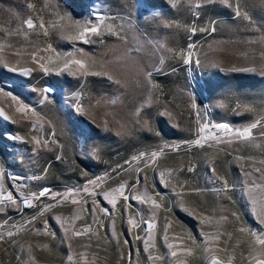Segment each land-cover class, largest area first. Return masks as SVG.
I'll use <instances>...</instances> for the list:
<instances>
[{
    "label": "rangeland",
    "instance_id": "rangeland-1",
    "mask_svg": "<svg viewBox=\"0 0 264 264\" xmlns=\"http://www.w3.org/2000/svg\"><path fill=\"white\" fill-rule=\"evenodd\" d=\"M229 2L235 8L236 0ZM240 2L242 11L248 12L256 22L255 27H247L248 21L234 17L232 9L218 2L210 5L201 4L197 9L195 5L198 0H193L192 4L187 3V0H179L175 6L172 0H0V45H3L0 49V61L6 60L10 66H14L17 60L21 59L15 54L17 51L27 58V52L33 47L44 49L51 44L58 53L73 52V42L64 39L62 34L66 35L69 32L75 34L74 22L88 19L91 10L105 17L109 25L113 23L111 17L117 14L125 17V20H130L131 27L121 19H116L115 24H125L127 46L139 47L140 54L134 56L130 62L119 60L123 46L112 36L105 35L103 44H83L77 41L75 47L83 48L97 61V66L90 71H101L99 65L104 63L115 78L131 83L141 81V73L145 65L148 67L155 65L158 69H162L152 77L151 83L155 88H131L125 95H120L115 105H110L107 101L119 94L109 86L104 77L89 75L77 78L65 74L42 79L41 74L36 73L34 80L36 86L43 87L48 82L56 84L55 94L50 97L53 103L39 105L37 103L39 97L33 94L30 107L35 108V114L29 113L24 123L12 124L0 118V202L12 192L13 199L19 205L23 196L38 193L45 186L55 193H66V190H73L74 185L82 187L87 183L88 178L97 177L102 179L100 187L90 188L89 191H111L122 181H127L131 186L138 175L146 176L147 180L137 185L136 194L150 196L158 202L157 191L169 197L164 201V207L156 210L151 237L146 234L145 225L139 229L133 228L128 245L123 244V240L128 238V233L125 231L128 225L121 219L123 201L119 193L114 194L117 198V205L113 210L114 225L101 215L100 219L104 220V227L92 224V217L86 210L78 211L83 206L79 194L75 197L69 196L67 202L56 204L51 212L45 213L35 224H28L27 221L35 216L43 205L55 204L50 197L41 198L39 202L33 201L35 207L24 205L20 210L12 207L10 202L4 203L0 207V235L4 237V240L0 241V264H30V262L31 264H129V251L132 252L133 264H161L159 261H149L147 259L149 253L144 249L148 246L146 241L151 239L153 246L151 254H165L162 245L166 218L171 222L168 235L174 238L170 242L180 246L186 243L188 236L191 235L196 237L197 245L204 243L200 235L199 222L188 213L177 209L178 197L170 188L162 187L164 181L160 180V172H165L168 179L169 170H174L171 173L174 179L171 180L170 187L188 182L209 189L204 194L185 193V207L198 214L203 212L205 215L215 216L214 224L219 220V215H229L235 210L226 199L220 200L211 191L212 185L207 183L206 175L213 165L206 163L204 156L207 153L208 156L216 157L214 166L218 175L225 176L233 182L242 180L241 168L247 167L248 163H251L253 168L264 167L259 163L264 160V137H260L259 130H253V138L248 142L227 144V140L233 138L225 137L224 143L212 148L207 145L204 148L183 145L185 141L194 138L193 134L198 123L197 111L204 114L207 108L205 120H211L213 123L227 122L234 127L246 126L254 119L260 118V115L254 113L246 112L237 116L228 109L214 107L218 100L230 93H234L244 104L253 107L257 113L264 105V75L259 71H226L234 67H258L264 63V58L261 57V52H264V28L259 27L264 24V0H240ZM28 4H32L33 8L29 9ZM29 17H32L37 25L43 22L48 29V36L43 35L44 29L37 28L41 33L40 39L37 40L33 30L28 29L24 23ZM209 20L217 21L216 31L214 33L197 31L192 37V42L197 45L193 59L199 58L204 61L207 58L218 63L220 67L185 65L178 58H172L166 49H172L174 52L186 51L190 35L186 29L193 25L198 29L208 27ZM165 22H174L178 27L165 28ZM148 41L153 43L149 44ZM159 45H163V49ZM37 55L43 56L45 61L49 55L54 57L52 52L41 51ZM160 59L164 60L162 65L159 63ZM177 64L182 67L183 74L180 72L170 74L168 78L171 77L172 93L167 95L156 79L170 72ZM27 66L32 65L29 63ZM81 85H83L82 91ZM189 90L194 93L196 108L190 107L192 101L189 100ZM73 93H78L82 97L87 115L71 114L68 105L72 102ZM100 97L107 99L97 104L96 101ZM225 102L229 109L236 107L235 99ZM25 103L29 101L26 100ZM16 107L18 105H12L8 98L0 95V108H3L13 120L19 119L20 116L15 111ZM165 108L173 113V119L162 115ZM137 109L142 113L139 118L135 115ZM105 119L108 120L111 128L120 131V126L123 125V131L131 134L118 136L116 131H103ZM137 119L149 120L154 131L141 129L136 123ZM92 120L95 121L94 124ZM32 122L37 124L36 128L31 127ZM53 128L58 137V144L63 145L62 153L51 143L52 151L41 149L38 153H34L33 145L25 143L33 136L40 139L48 138ZM189 129L191 132L188 131ZM12 133L23 137V140L7 139L6 134ZM204 135H207V132ZM170 144H180L182 147L179 150L169 151L165 145ZM160 148H164V151L152 166L146 167L141 161L125 164L140 152L151 153ZM220 148L224 150L220 151ZM94 149L96 155H93ZM60 154L64 155V160L57 161L55 156ZM240 157H251L252 161L246 162L239 159ZM76 158H81L87 165L83 162L80 167H76V163H79ZM192 162L196 163V171L188 173L185 169ZM117 165L125 166L118 176L112 173V169ZM44 169L48 170L47 173ZM83 173H87V176ZM105 173L110 175L106 176ZM13 175H18L20 181H13L11 179ZM256 175L258 174L252 179H255ZM33 176H40L41 179H30ZM13 187L16 191H13ZM22 188L25 189L23 196L20 195ZM179 191L181 189L177 188V192ZM73 199L79 203H73ZM101 204L111 207L102 199ZM149 207H151L150 202L147 205L132 202V209L140 215H144ZM236 207L239 208L243 218L240 223L232 222L229 215L228 223H221L216 227L205 226L203 231L214 234L218 228L220 232H232L233 239L229 240V245L230 252L231 249H235L231 252L234 264H243L241 257L246 260L250 251L253 256H259V252L250 248V242L255 238L247 234L239 235L236 229L242 225L251 229L264 227L259 226V221L256 219V214L264 211V201L258 200L255 211L251 203L246 201H238ZM76 214L80 215V219L74 221V226L80 228L92 224L93 235L91 240L87 236L74 237L69 247L68 241L61 243L62 229L57 231L56 224L51 218L56 216L70 218ZM129 215H132V211ZM45 219L56 232L54 238L37 234V229H41ZM9 232L13 233L11 237L8 236ZM122 232L123 235H120ZM137 235L141 239L137 240ZM226 238V236L222 237V239ZM86 245L88 247H85ZM219 247L223 248L224 245L220 244ZM258 248L257 245L256 249ZM136 250L139 252L137 253ZM81 253L83 257L79 255ZM69 255L73 256L71 262L68 261ZM221 256L226 259L223 254ZM194 264H207L205 254L200 250L195 253Z\"/></svg>",
    "mask_w": 264,
    "mask_h": 264
},
{
    "label": "snow or ice",
    "instance_id": "snow-or-ice-1",
    "mask_svg": "<svg viewBox=\"0 0 264 264\" xmlns=\"http://www.w3.org/2000/svg\"><path fill=\"white\" fill-rule=\"evenodd\" d=\"M172 2L173 6H175L177 3H179V0H172ZM192 2L193 0H187V3L189 4H192ZM217 2L227 6L229 9H232V14L234 17L243 19L244 21H248L247 27H255L256 22L252 20L248 12L242 11V3L240 2V0H236L235 8H233V5L229 2V0H198V3L195 6L197 9H199L201 4L210 5ZM27 7L31 9L33 8V5L28 4ZM121 7H123V5ZM189 10L191 11V9ZM196 14H198V12ZM130 15L131 13H129V16ZM111 19L113 20V23L109 25L106 23L105 17L97 15L94 11L90 10L88 19L83 22L75 21V34H72L70 32L66 35L62 34L64 39L73 42V52L58 53L54 48H52L51 44H48L47 48L44 49L33 47L30 52H27V58H24L21 52L17 51L15 54L21 57V59H18L14 66H10L6 60L0 61V95L8 98L12 105H18V107L15 108V111L20 114L19 119L13 120L3 108H0V118L4 119L5 121H10L12 124L24 123L28 118L29 113L35 114V108L30 107L33 94L39 97L37 101L39 105L53 103L50 97L55 94L56 84L48 82L43 87L36 86L34 84L36 73H40L42 79L44 77H50L53 75L63 76L65 74L77 78H84L89 75L104 77L107 79L109 86L119 94L111 100L107 101L110 105H115L118 102L120 95H125L131 88H155V85H152L151 83L152 77L158 71L162 70L158 69L155 65L151 67L145 65V68L141 73V81L131 83L122 82L121 79L115 78L114 74L108 70L104 63H101L99 65L101 67V71H90L91 68L97 66V61H95L88 53H86L83 48H76L75 42L77 41H80L83 44H103L105 35L112 36L115 37L123 46V53L121 57L118 58L119 60L130 62L132 61L134 56L140 54L139 47H128L125 40V24L128 27H131V21L125 20V17L120 16L119 14H117L115 17H111ZM116 19L125 20V24H115ZM24 23L26 24L28 29L33 30V34L36 36L37 40L40 39L41 35V33L37 31V28L44 29V36H48L49 34L48 29L45 28L44 23L41 22L39 25H37L34 23V19L32 17H29ZM207 23L209 25L208 27H202L198 29L193 25L186 29L190 33L189 43L187 45L186 51L181 50L180 52H174L172 49H166V51L171 54L172 58H178L185 65L195 64L196 66L200 67L219 68V64L213 60H208L207 58L204 61L200 60L199 58H196L195 60L193 59V52L194 50H196L197 45L192 42V37L195 36L197 31L201 33H214L216 31L217 21L209 20ZM164 27L176 28L178 27V25L174 22H165ZM259 27L264 28V24L260 25ZM148 43L151 44L153 42L148 41ZM2 47L3 45H0V49H2ZM7 47L13 46L7 45ZM159 47L163 49V45H159ZM41 51L52 52L55 59L53 55H49L47 57V60L45 61L43 56L38 57L37 55V53ZM261 57L264 58V52H261ZM29 63H31L32 66H27ZM159 63L162 65L164 63V60L160 59ZM226 71H259L262 75H264V63H261L258 67H234ZM187 87H189L190 89V85H188ZM82 90L83 85H81V91ZM188 96L189 100L192 101L190 107L196 108L197 105L194 101V93L191 90H189ZM72 98V102H70L68 105L71 114L87 115L84 110L82 97L78 93H73ZM106 99V97H100L97 99L96 103L100 104ZM233 99L237 101L236 107L229 109V106L225 101H230ZM26 100L29 101V103H25ZM141 107H143V105ZM214 107L228 109L237 116L243 115L246 112L254 113L260 115V118L254 119L253 122L249 123L246 126L234 127L227 122L213 123L211 120H205V116L208 113L207 108L205 109L204 114H201L199 111H197L198 123L197 129L193 134L194 138L185 141L183 146L187 147L196 145L204 148V146L207 145L209 148H212L224 143L225 137L233 138L228 139L227 144H232L234 142H248L253 138V130L257 129L259 130L260 137H264V105L261 106L260 112L257 113L253 107L244 104L238 99V97H236L234 93H230L225 95L222 99L218 100L215 103ZM135 115L138 118L142 115L140 109H137ZM162 115L169 117V119L174 118L173 113L168 111L167 108H165V111L164 113H162ZM92 123L94 124L95 121L92 120ZM136 123L141 129L150 132L154 131L149 120L141 121L140 119H137ZM31 127L36 128L37 124L35 122H32ZM120 127L121 130L117 131L116 129L109 126L107 119H105L103 122V131H116V134L118 136L131 134L123 131V125H121ZM181 131H184V129H181ZM188 131L191 132L190 129ZM206 132L207 135H204V133ZM6 138L13 141L23 140V137H20L15 133H12L10 135L6 134ZM25 143L33 145L32 151L34 153H38L41 149L52 151L53 148L50 147V143L51 145H55L61 151V153L63 151V145L58 144V137L54 128L50 130L48 138L40 139L36 136H33L31 140L25 141ZM165 147L169 151H172L179 150L182 146L180 144H170L165 145ZM219 150L223 151L224 149L220 148ZM163 151L164 148H160L158 151H153L151 153L140 152L137 155L131 157V160L126 161L125 164L127 165L133 161H141L145 163L146 167L152 166L157 157L161 155ZM93 155H96L95 149L93 150ZM55 159L57 161H62L64 160V155H56ZM239 159L245 160L246 162L252 161L251 157H240ZM204 160L206 163H210L213 165L208 169V173L206 175L207 183L212 185L211 191L220 200L226 199L235 209L229 214L232 218V222L240 223L243 219L242 215L240 214L239 208L236 207L238 201L250 202L253 211H255V205L258 203V200L264 201V167L253 168L251 166V163H248L247 167L241 168V171L243 172V179L233 182L225 178V176L217 174V170L214 166L216 162L215 156H208L207 153H205ZM259 163L261 165H264V160H261ZM124 167L125 166L123 165H117L112 169V173L118 176L120 172L124 170ZM185 170L188 173H194L196 171V163H190V165ZM47 171V169H44L45 173H47ZM173 171L174 170H169L168 179H166L165 172H160V180L164 181L162 187L164 189L170 188L171 192L178 197L176 207L179 211L188 213L199 222L201 226L200 235L205 242L197 245L196 237L191 235L188 236L187 242L183 245L178 246L177 244L170 242L174 238L168 235V232L171 228V222L166 218L162 245L165 248V254L152 255L151 253L153 252V246L151 244V239H149L148 241H146V244L148 246L144 249V251L149 253L147 259L153 262L159 261L161 262V264H194L195 253L197 252V250H200L203 254H205L207 264H234V257L231 252H234L235 249H231L230 252L229 245V240L233 239V233L220 232L218 228L214 234H209L208 232L203 231V228L205 226L216 227L221 223H228L229 215H219V220L215 221L214 224L213 222L215 220V216L205 215L203 212L198 214L194 210L185 207V193L204 194L205 192L209 191V189L201 188L200 186L192 185L188 182L178 183L175 186L170 187L171 180L174 179V177L171 175ZM255 174L258 175H256L255 179H252ZM83 175L87 176V173H83ZM105 175L108 176L110 174L105 173ZM11 179L13 181H20L18 175L11 176ZM30 179L39 180L41 179V177L33 176L30 177ZM146 180V176L138 175L136 181L132 183L131 186H129L127 181H122L119 183L118 187L112 189L111 191L105 192L89 191L90 188L100 187L102 183V179L100 177H97L96 179L88 178L85 185H83L82 187L74 185L73 190H66V193H55L49 187L45 186L42 187L38 193H29L27 196H23V192L25 191V189L22 188L20 195L23 196V199L21 200L19 205L16 203V200L13 199L12 192H9L7 196L3 197V202H0V207H2L4 203L10 202V205L12 207L20 210L24 205L35 207L36 205L32 203L33 201L39 202L41 198L50 197L51 200L55 201V204L49 203L47 205H43L37 212V214L33 216L29 221H27L28 224H35L40 220L41 216L45 215V213L51 212L56 204L67 202L69 196L75 197L77 194H79L80 199L83 201V206H81L78 211L86 210L92 217V224H96L98 227H104V220L100 219L101 215L107 218V220L111 221L114 225L113 210L117 205V198L114 194L119 193L120 198L123 201V204L121 205V219L126 223V225H128V227L125 228V231L128 233V238H125L123 240V244L128 245L133 234V228L139 229L142 225H145L146 234L151 237L152 229L154 226L153 221L156 217V210L164 207V201L169 199L167 194L161 195L159 191H157L156 193V195L159 197V202L150 196H141L136 194L137 185L141 184L142 182H146ZM177 188L181 189V191L177 192ZM13 191H16L15 187H13ZM126 192L127 194H125ZM89 197H91V199H89ZM101 199L103 201H107L111 207L102 206ZM72 202L77 204L79 203V201L75 199H73ZM132 202H139V204L143 205H147L150 202L151 207L147 209V212L144 215H140L139 212L132 209ZM168 210L170 211V209ZM130 211H132V215H129ZM98 213L100 215H98ZM51 219L53 220L54 224H56L57 231L62 229L61 243L68 241L69 247H71V241L74 237L87 236L89 240H91V236L93 235L92 224H87L80 228L74 226V221L80 219L79 214H76L70 218L56 216L52 217ZM256 219L259 221V226H264V211L257 213ZM236 232L239 235L247 234L249 237H254L255 239L250 242V248L259 252V256H253L252 252L250 251L249 258L246 260L241 257V259L243 260V264H264V227L251 229L247 226L242 225L241 227L236 229ZM37 234H43L54 238L56 232L53 231L52 226L49 225V221L45 219L41 229H37ZM112 234L114 235V233ZM12 235L13 233H8L9 237H11ZM120 235H123V232ZM225 236L227 238L222 239V237ZM116 238L119 239V237ZM136 239L139 240L141 239V237L137 235ZM3 240V235H0V241ZM220 244H223L224 247L220 248ZM257 245L259 246L258 249H256ZM85 247H88V245H86ZM29 251H31L30 248ZM136 251L137 253L139 252V250ZM221 254H223V257H226V259L222 258ZM79 255L83 257L82 253ZM72 260L73 256L69 255L68 261L71 262ZM128 262L129 264H133L131 251H129L128 254Z\"/></svg>",
    "mask_w": 264,
    "mask_h": 264
},
{
    "label": "trees",
    "instance_id": "trees-1",
    "mask_svg": "<svg viewBox=\"0 0 264 264\" xmlns=\"http://www.w3.org/2000/svg\"><path fill=\"white\" fill-rule=\"evenodd\" d=\"M174 72V73H177V72H180V74H183V69L181 66H179V64L177 65H174L172 68H171V71L170 72H166L164 73L163 75H160L156 80L157 82H159V86L164 89L165 93L167 95L171 94L172 92V82L170 80V78H168L170 76V74ZM76 161H79V163L77 162L76 163V167H80L81 164H83V162L85 163V161H83L81 158H76ZM84 165H87L86 163Z\"/></svg>",
    "mask_w": 264,
    "mask_h": 264
}]
</instances>
